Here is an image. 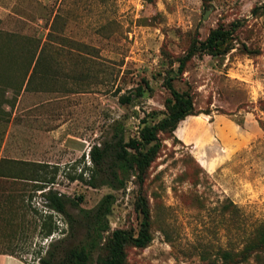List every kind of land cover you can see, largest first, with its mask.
I'll return each mask as SVG.
<instances>
[{
	"label": "rangeland",
	"instance_id": "1",
	"mask_svg": "<svg viewBox=\"0 0 264 264\" xmlns=\"http://www.w3.org/2000/svg\"><path fill=\"white\" fill-rule=\"evenodd\" d=\"M234 22L228 53L196 55L173 82L195 115L158 134L141 186L128 169L118 190L70 180L88 179L93 146L159 122L177 60ZM50 188L83 210L114 196L104 245L114 230L137 234L145 199L152 241L127 245L125 264H264V250L240 257L264 223V0H0V254L40 264L66 238Z\"/></svg>",
	"mask_w": 264,
	"mask_h": 264
},
{
	"label": "trees",
	"instance_id": "2",
	"mask_svg": "<svg viewBox=\"0 0 264 264\" xmlns=\"http://www.w3.org/2000/svg\"><path fill=\"white\" fill-rule=\"evenodd\" d=\"M257 9H254L252 13L256 14ZM241 27V22L232 23L228 29L217 27L211 30L204 40L192 42L185 55L177 60L175 74L166 76L163 80V85L170 95L165 100L167 114L159 122L150 126L142 121L135 138L124 140L121 134L115 133L111 142L104 143L101 147L93 146L88 154L92 163L88 179H84L80 175L77 178L72 177L70 180H79L92 188L102 185L118 190L125 187V181L119 176L117 170L128 169L135 173L139 186H141L151 163L161 148L158 134L174 131L181 121L195 115L190 95L174 89L173 82L182 77L187 64L196 55L221 56L228 53L230 41ZM146 88L150 89L147 83ZM135 92L140 96L142 88L137 87ZM131 99L132 93L119 98L122 105L130 103ZM46 183L53 184V178ZM43 197L48 208L65 219L69 230L66 238L60 240L56 245H51V248L45 252V256L38 259L40 264H90L93 253L103 246H106V253L97 257L98 264H125L124 249L127 245L136 249H145L152 241L149 231L150 213L145 199L141 196H138L135 204V209L142 217L137 234L114 230L108 236L106 245L102 244V241L104 235L110 231L107 216L110 214L111 206L115 200L112 194L104 196L92 210L79 208L81 197L77 200L66 198L51 188L43 193ZM68 207L78 209L80 217L74 218L69 214ZM53 232L54 228L49 226L45 236L48 237ZM254 250H264V223L258 233L256 243L241 251V260ZM223 257L224 260H228L230 254L224 253Z\"/></svg>",
	"mask_w": 264,
	"mask_h": 264
},
{
	"label": "crops",
	"instance_id": "3",
	"mask_svg": "<svg viewBox=\"0 0 264 264\" xmlns=\"http://www.w3.org/2000/svg\"><path fill=\"white\" fill-rule=\"evenodd\" d=\"M0 264H27V263L14 255L0 254Z\"/></svg>",
	"mask_w": 264,
	"mask_h": 264
},
{
	"label": "built area",
	"instance_id": "4",
	"mask_svg": "<svg viewBox=\"0 0 264 264\" xmlns=\"http://www.w3.org/2000/svg\"><path fill=\"white\" fill-rule=\"evenodd\" d=\"M46 202V201H45Z\"/></svg>",
	"mask_w": 264,
	"mask_h": 264
}]
</instances>
